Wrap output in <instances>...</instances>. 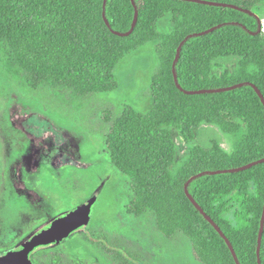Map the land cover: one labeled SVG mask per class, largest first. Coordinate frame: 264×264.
Returning <instances> with one entry per match:
<instances>
[{
	"label": "trees",
	"instance_id": "1",
	"mask_svg": "<svg viewBox=\"0 0 264 264\" xmlns=\"http://www.w3.org/2000/svg\"><path fill=\"white\" fill-rule=\"evenodd\" d=\"M258 1L0 0V59L29 95L119 90L121 61L156 42L153 105L107 114L105 150L130 178L129 211H154L168 238L184 232L202 264H264ZM206 124L228 136L230 151L217 139L199 142ZM180 143L193 144L177 163Z\"/></svg>",
	"mask_w": 264,
	"mask_h": 264
},
{
	"label": "rangeland",
	"instance_id": "2",
	"mask_svg": "<svg viewBox=\"0 0 264 264\" xmlns=\"http://www.w3.org/2000/svg\"><path fill=\"white\" fill-rule=\"evenodd\" d=\"M253 12L264 37V0ZM156 45L151 42L121 61L116 70L119 90L79 96L52 88L29 95L0 59V253L14 247L37 221L97 195L90 220L63 244L35 253L36 264H202L184 232L168 238L157 227L154 211L140 216L129 211L130 178L111 163L105 150L107 114L118 116L125 104L140 111L153 105ZM203 127L200 143L217 139L226 150L232 149L219 127ZM192 144H179L177 163ZM35 148L37 165L26 158ZM37 198L42 207L34 203Z\"/></svg>",
	"mask_w": 264,
	"mask_h": 264
},
{
	"label": "water",
	"instance_id": "3",
	"mask_svg": "<svg viewBox=\"0 0 264 264\" xmlns=\"http://www.w3.org/2000/svg\"><path fill=\"white\" fill-rule=\"evenodd\" d=\"M242 84L244 83L240 85ZM96 199L97 195H94L81 205L66 210L43 223L19 245L1 253L0 264H36L33 260L36 252L59 245L90 220L91 208Z\"/></svg>",
	"mask_w": 264,
	"mask_h": 264
},
{
	"label": "flooded vegetation",
	"instance_id": "4",
	"mask_svg": "<svg viewBox=\"0 0 264 264\" xmlns=\"http://www.w3.org/2000/svg\"><path fill=\"white\" fill-rule=\"evenodd\" d=\"M39 149L38 148H35V150H34V153H32L30 156H27L26 158H28L29 159V161L31 162V163H34V165H37L38 164V162H39V160H40V156H39V151H38ZM33 159V160H32ZM68 160V158L66 157L65 158V161H67ZM14 179H15V181L16 182H18L19 180H18V177L17 176H15L14 177ZM42 199L41 198H37L36 199V201L34 202L38 207H42V201H41ZM57 215V214H56ZM55 215V216H56ZM55 216H53V217H55ZM52 217V218H53ZM48 218V217H47ZM45 219V220H41V221H37V223L35 224V225H33L32 226V228L30 229V232H33V231H35L39 226H41L43 223H45L46 221H48V220H50V219H52V218H50V219ZM31 234V233H30ZM29 235V234H28ZM28 235H26L25 237H23L22 239H20L15 245H14V247H16L17 245H19L20 244V242L23 240V239H25ZM70 238V237H69ZM68 239V238H67ZM14 247H12L11 249H13ZM56 247V246H55ZM53 248V247H52ZM11 249H9V250H11ZM47 249H49V248H47ZM47 249H44V250H47ZM9 250H7V251H9ZM42 251V250H41ZM6 252V251H5ZM38 252H40V251H38ZM38 252H36V253H38ZM3 253V252H2ZM1 254V253H0ZM35 255V254H34ZM33 260H34V256H33ZM35 262V261H34ZM36 263V262H35Z\"/></svg>",
	"mask_w": 264,
	"mask_h": 264
}]
</instances>
